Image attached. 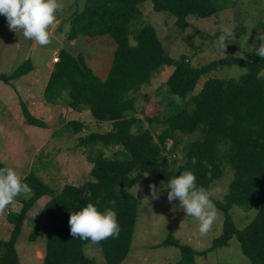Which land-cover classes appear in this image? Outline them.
<instances>
[{"label": "trees", "instance_id": "trees-1", "mask_svg": "<svg viewBox=\"0 0 264 264\" xmlns=\"http://www.w3.org/2000/svg\"><path fill=\"white\" fill-rule=\"evenodd\" d=\"M143 1L85 0L82 8L69 16L65 38L74 40L81 36L88 43L96 36L107 34L114 42L111 59L105 75L98 77L85 64L82 53L72 55L60 49L48 74L43 97L54 102L62 92H67L69 108L87 109L94 120L109 122L106 132H89L77 137V143L98 141L112 149V153L110 157L97 154L84 182L66 183L55 193L34 175H25L22 181L31 187L33 194L22 202L17 212L6 215L12 228L6 239H0V264H20L15 241L26 212L42 196L46 200L40 207L39 219L27 235L28 241H34L39 235L44 238L40 264H93L83 253V246L91 241L73 238L70 234L69 213L87 203L104 212L112 207L108 204L110 200L116 201L113 210L120 232L118 237L96 244L105 264H119L129 248L138 205L128 189L143 174L164 182L179 175L165 155L169 152L166 141L172 140L175 132H197L196 138L184 145L180 163L194 173L198 186L207 188L225 168L231 177L222 201L212 198L215 207L223 213L220 233L202 251L179 244L167 235L162 244L179 249V258L173 264H192L194 255L225 246L232 236L237 239L248 264H264V58L255 53L225 55L192 66L182 55L175 59L169 57L149 24L137 28L135 42L130 45L127 26L138 13L137 4ZM149 1L154 11L173 16L175 28L183 31L188 25V16H210L222 0ZM4 20L0 15V25ZM163 65L172 67L164 82L171 107L162 121V129L154 136L134 114V94ZM230 65L244 71L235 77L209 76L194 92L201 76ZM30 70L31 64L25 59L8 74L0 73V81L10 84ZM174 95L181 97V105L173 101ZM21 114L27 124L42 125L27 110L23 109ZM68 124L74 134L83 126L77 120H70ZM193 157L197 161L195 165L191 164ZM203 161L211 165V177ZM0 167H4L1 161ZM233 205L245 210L256 208L253 218L241 230L236 229L228 214Z\"/></svg>", "mask_w": 264, "mask_h": 264}, {"label": "rangeland", "instance_id": "rangeland-1", "mask_svg": "<svg viewBox=\"0 0 264 264\" xmlns=\"http://www.w3.org/2000/svg\"><path fill=\"white\" fill-rule=\"evenodd\" d=\"M85 0H61L62 11L57 12L56 22L49 29L52 42L40 46L35 41L26 39L22 31L9 30L7 21L0 25V73L8 74L15 67L28 59L31 70L12 80L10 84L0 81V161L12 167L21 179L27 174L47 184L53 192L68 183L79 185L88 178V171L97 154L110 157L112 149L101 142L78 145L77 137L89 132H106L109 122H98L87 109L75 110L66 104L67 96L62 92L53 101H46L43 89L50 72L52 57H58V51L64 49L72 55L80 52L85 64L98 77L105 75L114 48L112 38L105 34L92 38L88 43L84 37L67 40L68 18L82 8ZM223 2V5H222ZM218 10L207 17L188 16L187 27L178 31L174 26V17L164 11H154L149 0L137 4L138 13L127 26L128 43L134 44L137 28L151 25L167 55L178 58L182 55L192 66L202 65L212 59L225 55L245 56L251 53L253 45L259 46L258 36L264 34V0H222L217 3ZM222 24L229 25L234 38H229L224 53L218 49L215 41L221 35ZM171 66H161L146 84H142L134 94V114L143 127L156 135L163 127V120L171 107L170 95L166 92L165 79ZM244 71L236 65L222 66L201 76L195 86L197 91L209 76L218 78L235 77ZM42 122L31 125L24 121L22 110ZM150 119L148 122L147 119ZM83 123L76 134L69 129L68 121ZM196 133H174L172 140L166 141L169 152H165L170 166L176 168L180 163L183 147L196 138ZM212 181L207 188L218 189L212 197L222 201L231 177L228 168ZM147 175V176H145ZM23 182V181H22ZM161 180L157 177L143 176L128 190L137 199L136 216L131 241L126 256L119 264H173L179 258V249L172 244H162L167 235L177 239L179 244H186L195 251L206 250L221 230L223 213L217 209V219L211 231L201 236L198 221L187 216L183 210H173L179 201L167 200V189L163 190L159 200H152L149 184L159 188ZM137 185L139 191H137ZM137 191V192H136ZM145 196L149 197V204ZM24 196H18L14 202L0 214V239H6L12 224L6 220L8 213L20 209ZM42 196L26 212L20 232L15 241V249L20 264H40L44 249V238L39 235L34 241H28L27 235L39 219V210L45 202ZM256 208L243 209L231 206L228 210L230 219L237 230H241L254 216ZM83 253L93 260V264H105L99 246L88 242L83 246ZM192 264H248L242 254L237 239L232 236L227 245L205 251L204 255H194ZM187 264V263H186Z\"/></svg>", "mask_w": 264, "mask_h": 264}, {"label": "clouds", "instance_id": "clouds-1", "mask_svg": "<svg viewBox=\"0 0 264 264\" xmlns=\"http://www.w3.org/2000/svg\"><path fill=\"white\" fill-rule=\"evenodd\" d=\"M63 8L61 0H0V15L6 18L9 30H21L26 39L33 40L40 46H47L52 42L49 29L56 22L57 12ZM219 31L221 35L215 44L224 53L228 45L226 41L234 38V32L227 24H222ZM258 39L259 46L253 45L250 48L257 56L264 58V34L259 35ZM172 99L177 105L183 103L179 95H174ZM2 131L3 128L0 127V132ZM196 163V158L193 157L191 164ZM203 164L208 169L207 175L211 177V165L207 161H203ZM175 171H179V175L171 177L167 182L162 181L161 187L149 184L151 199L159 200L162 191L167 189L168 202L179 201V205H174L173 210H183L187 216L194 217L198 221L199 234L205 236L217 219V209L212 197L218 189L198 186L196 176L191 170L184 168L183 162L176 165ZM32 194L31 187L22 182L20 175L12 167H0V214L5 212L16 197L30 198ZM144 199L149 204V197L145 196ZM108 204L112 207L106 208L104 212L99 211L93 203L80 206L78 211H70L68 224L71 236L94 244L118 237L120 227L113 210L116 201L110 200Z\"/></svg>", "mask_w": 264, "mask_h": 264}, {"label": "built area", "instance_id": "built-area-1", "mask_svg": "<svg viewBox=\"0 0 264 264\" xmlns=\"http://www.w3.org/2000/svg\"><path fill=\"white\" fill-rule=\"evenodd\" d=\"M56 61H57V56L51 58V63L56 62Z\"/></svg>", "mask_w": 264, "mask_h": 264}]
</instances>
